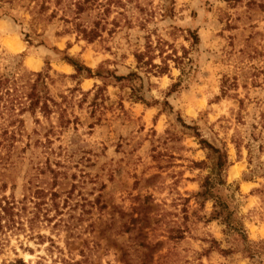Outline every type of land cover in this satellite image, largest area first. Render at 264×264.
<instances>
[{
    "label": "rangeland",
    "instance_id": "rangeland-1",
    "mask_svg": "<svg viewBox=\"0 0 264 264\" xmlns=\"http://www.w3.org/2000/svg\"><path fill=\"white\" fill-rule=\"evenodd\" d=\"M42 1L0 0V76L48 62L56 104L0 100V264H264V0H121L99 35Z\"/></svg>",
    "mask_w": 264,
    "mask_h": 264
},
{
    "label": "trees",
    "instance_id": "trees-1",
    "mask_svg": "<svg viewBox=\"0 0 264 264\" xmlns=\"http://www.w3.org/2000/svg\"><path fill=\"white\" fill-rule=\"evenodd\" d=\"M51 0H44L38 5V12H41L43 9H49V6H47L48 2ZM63 0H55L53 5L55 7H61ZM88 2L90 6H93L99 10H101L100 18L99 20L90 28L88 27H82L81 25H77L76 30L79 33V35H99L101 32L100 28V21H102L103 17L111 11L113 7L122 5L121 0H73L70 4H67L66 6H63L61 8V11L64 13H71V17L73 20L79 19V15L86 11L90 6L87 5ZM36 7V6H35ZM58 8L53 9L51 14H49V17H54L58 14ZM61 17L66 22H69L68 15L64 14ZM29 35V34H25ZM91 37V36H90ZM28 40V39H27ZM199 41V38L197 35H193V42L194 44ZM30 44L31 42L28 41ZM148 51V50H147ZM163 48L160 47V53L159 55L163 57ZM144 55L145 53H137L136 58L138 62H143V64L148 63V61H144ZM173 53H166V55L162 58V62L165 63L166 59L173 58ZM175 62L182 63L185 59V56H178L174 55ZM62 59L67 61L69 64H71L76 73L73 75L74 77H77L79 74L82 73L83 70L87 71V75L91 76V69L82 65L81 63H78L74 61L71 57L68 55H63ZM152 59V58H151ZM158 69L157 72L163 73L167 69V65H157ZM50 69V65L48 62H46V68L45 71H40L36 73H30V77H25L24 74H21L19 76H15L13 78H9L8 76H0V100L4 99V102L6 103L8 109L15 111L18 109L19 113H24L26 111H30L31 113H35L36 109H40L44 114H48L52 111V107L50 106V102L53 103V105H56L53 99L48 95L46 92V82L45 79L49 77L48 70ZM99 72L97 73V75ZM32 76V77H31ZM35 76V77H33ZM117 80H128L130 81V87L132 89V95L135 96L136 99L144 100L141 93L139 95V90L142 89L143 84L141 82L140 76L136 72H130L129 74L125 76H116ZM135 79H138L140 81L136 83H133ZM30 89H36L33 94H31ZM136 94H138L136 96ZM18 104V107H16V104ZM6 107V106H5ZM212 152L215 153L213 156L211 154V158L214 160V165L212 167V174L219 175L223 169H225L226 159L225 154L222 153L219 149L213 148ZM215 181L210 179V176L206 177L205 181L201 185V188L203 190L201 191V194H206L209 192V189L212 185H214ZM216 207V206H215ZM217 208V207H216ZM216 214V209H215ZM219 214V213H217Z\"/></svg>",
    "mask_w": 264,
    "mask_h": 264
}]
</instances>
